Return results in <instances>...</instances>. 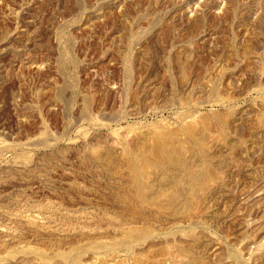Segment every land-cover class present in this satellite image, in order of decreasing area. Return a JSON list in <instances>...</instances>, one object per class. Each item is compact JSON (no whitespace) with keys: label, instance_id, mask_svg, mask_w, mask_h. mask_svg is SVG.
I'll list each match as a JSON object with an SVG mask.
<instances>
[{"label":"rangeland","instance_id":"1","mask_svg":"<svg viewBox=\"0 0 264 264\" xmlns=\"http://www.w3.org/2000/svg\"><path fill=\"white\" fill-rule=\"evenodd\" d=\"M73 260L264 264V0H0V264Z\"/></svg>","mask_w":264,"mask_h":264},{"label":"bare ground","instance_id":"2","mask_svg":"<svg viewBox=\"0 0 264 264\" xmlns=\"http://www.w3.org/2000/svg\"><path fill=\"white\" fill-rule=\"evenodd\" d=\"M183 131L186 132V134L192 138L194 136V129H193V126H189V125H184L182 127ZM153 138V142L151 144V146L143 151L144 152V155L145 157H149V156H152L155 161V164L156 166H161V160H157L159 156H161L162 154V150H164V143L163 141L161 140V132H156L155 133V136L152 137ZM150 160V159H148ZM148 161L143 157L142 160H139L138 163H129V168L131 169V172H132V177L133 179H135V182H134V189L136 191V193L138 194V197L139 199L144 203V202H148V201H151V202H156L155 199L157 197V195H153L151 196V189L149 188V186L145 187L143 184H141L143 182V180L146 178V169L147 167H150V165L147 163ZM161 168H163L161 166ZM175 186L176 185V180H171V181H168L167 182V186H170L172 185ZM173 188V187H172ZM161 190H164V189H161V186L158 188V191L157 193H161ZM175 197H177V195L179 196L181 193L180 191L178 192V189H174V192H171ZM181 196V195H180ZM173 198V197H171ZM173 198V200H174ZM141 203V202H139ZM142 204V203H141ZM72 264H78V261L76 260H73V263Z\"/></svg>","mask_w":264,"mask_h":264}]
</instances>
